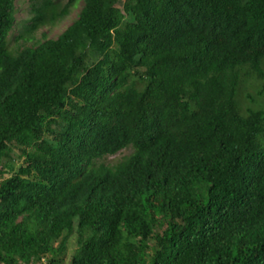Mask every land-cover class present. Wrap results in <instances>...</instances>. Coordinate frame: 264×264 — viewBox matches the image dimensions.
<instances>
[{
    "label": "trees",
    "instance_id": "16d2710c",
    "mask_svg": "<svg viewBox=\"0 0 264 264\" xmlns=\"http://www.w3.org/2000/svg\"><path fill=\"white\" fill-rule=\"evenodd\" d=\"M16 11L0 0V264H65L72 236L67 264H264V0Z\"/></svg>",
    "mask_w": 264,
    "mask_h": 264
},
{
    "label": "rangeland",
    "instance_id": "374dc122",
    "mask_svg": "<svg viewBox=\"0 0 264 264\" xmlns=\"http://www.w3.org/2000/svg\"><path fill=\"white\" fill-rule=\"evenodd\" d=\"M29 3H30V0H15V4H16V8H17V11H16L17 22L29 17V15H30ZM81 6H82V1H79L75 6L71 7L69 14L67 16H65L62 20H60L56 25L51 26V27L48 26V27L40 28L36 32V36L39 37L41 35V33L43 31H45V32H47L48 37H53V38L57 37L65 29V27L68 26L77 17V14H78ZM20 27H21V25H17L16 31ZM16 31H13L11 36H13L16 33ZM10 39L12 41L13 37H10ZM130 150H131V148H124L114 155L107 156L105 158V161L109 164H113L117 160H119L123 155H126L127 153H129ZM14 154L16 155V153H14ZM16 160H18V159H16ZM18 161H21V159H19ZM74 246H75V239H74V236H72L69 240L68 256L66 258L67 263H68L69 255L72 252ZM67 263H65V264H67Z\"/></svg>",
    "mask_w": 264,
    "mask_h": 264
}]
</instances>
